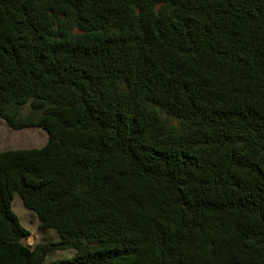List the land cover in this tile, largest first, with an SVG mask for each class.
<instances>
[{
    "label": "trees",
    "instance_id": "trees-1",
    "mask_svg": "<svg viewBox=\"0 0 264 264\" xmlns=\"http://www.w3.org/2000/svg\"><path fill=\"white\" fill-rule=\"evenodd\" d=\"M0 117V264H264V0H0Z\"/></svg>",
    "mask_w": 264,
    "mask_h": 264
},
{
    "label": "rangeland",
    "instance_id": "rangeland-1",
    "mask_svg": "<svg viewBox=\"0 0 264 264\" xmlns=\"http://www.w3.org/2000/svg\"><path fill=\"white\" fill-rule=\"evenodd\" d=\"M29 106L23 108V114L28 113ZM47 139V133L39 127L13 129L0 117V150L8 148L40 147ZM12 209L18 216L21 224L28 230V235L22 239L24 244L33 246L37 242L56 241L58 236L54 230L40 229L36 214L27 210L17 193L12 199ZM73 249L53 250L48 253L42 264H53L59 259L73 256Z\"/></svg>",
    "mask_w": 264,
    "mask_h": 264
}]
</instances>
